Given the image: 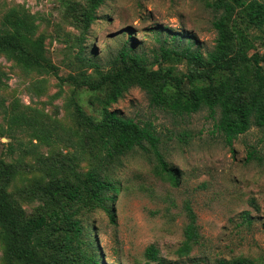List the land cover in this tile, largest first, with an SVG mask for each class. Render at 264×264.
Masks as SVG:
<instances>
[{"label":"rangeland","instance_id":"obj_1","mask_svg":"<svg viewBox=\"0 0 264 264\" xmlns=\"http://www.w3.org/2000/svg\"><path fill=\"white\" fill-rule=\"evenodd\" d=\"M219 2L233 8L225 13ZM87 6V0H0V31L7 28L8 15L26 16L35 26L31 41L41 42L43 57L58 74L27 71L0 54V180L24 220L53 208L41 188L66 182L82 190L91 166L95 136L80 121L74 104L97 123L112 86L92 91L68 78L97 84L113 71L110 63L125 44L146 59L148 70L181 77L196 67L176 57L162 60L163 40L171 43V35L179 34L181 40L174 43L186 46L191 37L192 50L206 60L218 37L213 27L217 20L233 34L230 56L240 45L238 29L246 33L243 52L248 57L264 53V38L244 29L243 13L232 0H105L96 21L83 32L76 18ZM160 85L155 83V90ZM182 88L188 93L191 85L184 81ZM254 88L250 84L246 96ZM163 91L172 96L174 84L163 85ZM149 98L132 86L109 111L152 125L178 186L155 174L157 165L149 152L136 148L127 153L112 176L118 189L116 224L101 209L79 217L94 240L100 264H217L238 257L264 264L263 130L251 126L228 146L215 129L218 113L211 117L203 108L180 116L155 107ZM4 169L11 172L7 180L1 175ZM187 207L196 217L199 237L181 254ZM3 236L0 227V264H23L10 259ZM54 239L58 248L62 233ZM150 246L157 250V261L145 256ZM32 248L45 264L77 263L71 252Z\"/></svg>","mask_w":264,"mask_h":264},{"label":"trees","instance_id":"obj_2","mask_svg":"<svg viewBox=\"0 0 264 264\" xmlns=\"http://www.w3.org/2000/svg\"><path fill=\"white\" fill-rule=\"evenodd\" d=\"M104 2L105 0H87V8L76 18L83 32L88 31L96 21V11ZM232 2L243 13L244 29H252L264 38V0ZM216 5L223 7L225 13L233 8L222 2ZM4 23L7 28L0 31V54L14 60L27 71L51 73L58 77L56 67L43 57L41 42L31 41L35 31L33 23L26 16L19 17L15 13L8 15ZM213 27L218 37L214 50L207 54L206 60H203L200 52L192 50L191 37V41L186 40V46L174 43L175 40H181L179 34L171 35V43L167 38L163 40L160 46L162 60L176 57L196 67L181 77L173 76L170 71L160 73L148 70L146 59L125 44L110 63L113 71L101 77L97 84H80L74 78H68L76 87L86 86L92 91L104 84L112 86L103 107V117L97 123L87 117L80 106L74 104L80 121L90 131L91 136H95L91 166L85 180L81 182L82 190L66 182L63 185L50 183L41 188L40 192L53 208L28 220H24L21 210L10 202L5 192V182L0 180V227L5 235L3 238L10 259L23 264H45L37 259L32 247L55 249L57 246L54 236L62 233L56 251L71 252V258L77 260L75 264H100L94 253V240L90 233L85 231L79 217L85 211L101 209L106 213L109 222L116 224L114 202L118 189L112 176L126 154L136 148L153 156L157 165L156 175L167 179L174 187L178 186L177 174L164 161L159 149L160 140L152 125L120 116L116 111H109L110 104L115 103L130 87L137 86L144 90L150 95L152 105L170 109L176 115L190 116L203 108L209 110L211 117L218 113L215 129L228 146H231L238 136L245 134L251 126L264 132V53H255L248 57L243 52V45L247 44L246 33L238 29L236 33L240 45L234 55L230 56L232 48L229 42L233 39L232 32L224 26L222 20L215 21ZM90 65L98 69L96 64ZM199 67L204 70H198ZM59 81L66 80L59 77ZM184 81L191 85L188 93L183 91ZM159 82L161 85L155 90V83ZM168 83L174 84L175 87L172 96L163 91V85ZM250 84L255 88L246 96ZM9 171L4 169L1 172L6 180L10 176ZM186 210L189 223L185 227V242L180 250L181 254H187L191 244L196 243L199 237L196 217L189 207ZM262 230L264 231V223ZM18 241H21L20 246ZM46 244L49 248L44 246ZM157 254L153 246L145 250V256L149 260L157 261ZM71 258L68 259L70 262ZM217 264L258 263L238 257L231 260L220 259Z\"/></svg>","mask_w":264,"mask_h":264}]
</instances>
